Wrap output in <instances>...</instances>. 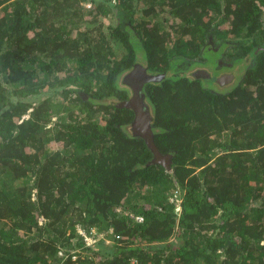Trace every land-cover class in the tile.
I'll use <instances>...</instances> for the list:
<instances>
[{
  "label": "trees",
  "instance_id": "16d2710c",
  "mask_svg": "<svg viewBox=\"0 0 264 264\" xmlns=\"http://www.w3.org/2000/svg\"><path fill=\"white\" fill-rule=\"evenodd\" d=\"M131 259L264 264V0H0V264Z\"/></svg>",
  "mask_w": 264,
  "mask_h": 264
},
{
  "label": "water",
  "instance_id": "95a60500",
  "mask_svg": "<svg viewBox=\"0 0 264 264\" xmlns=\"http://www.w3.org/2000/svg\"><path fill=\"white\" fill-rule=\"evenodd\" d=\"M135 68H137L138 71H142L144 73L142 78H140L139 82L137 81V79L128 78L131 75H134L135 73L138 72L136 71L135 73H133V70H135ZM194 75L207 76V73L196 71ZM163 76L165 75L164 74L149 75L145 72L144 67H142L140 64H135L132 71L131 72L129 71V73H127L123 79V82L128 84L129 87L131 88L132 94L129 97V99L120 103L119 106L129 107L132 110H134L135 116L130 125L133 135H139L145 140L147 146L153 153L152 162L160 163L167 171H169L170 155L168 153L167 154L161 153L154 143L153 133L150 126L151 115L147 104L143 100V94L141 93V87L145 82L156 81L162 78ZM223 78L230 80L231 75L229 74L223 75L220 78H217L216 80L219 82Z\"/></svg>",
  "mask_w": 264,
  "mask_h": 264
},
{
  "label": "rangeland",
  "instance_id": "374dc122",
  "mask_svg": "<svg viewBox=\"0 0 264 264\" xmlns=\"http://www.w3.org/2000/svg\"><path fill=\"white\" fill-rule=\"evenodd\" d=\"M121 51L122 50H120V51H118L117 53H116V55H118V56H120L122 53H121ZM236 68L235 67H233L232 69L231 68H229V67H223L222 69H218L216 72H214V69L213 68H209L208 67V65H200V64H193L192 65V67H190V68H188V69H186L185 70V74L186 75H189L190 76V72L192 73V70H195L194 71V73L196 72V71H201V72H207L209 75H220L221 73H223V74H226V75H228V74H232L231 72L233 71V70H235ZM172 74V71H168L167 72V75L169 76V75H171ZM123 77H124V74L123 75H121L120 76V78H119V81H123ZM203 77H206V76H204L203 75ZM220 77V76H219ZM229 80H225V79H221V81H219V87L220 86H225L226 85V83L228 82ZM213 84H216V82H215V80L213 81ZM213 87H214V89H216V86L215 85H212ZM220 89V88H219ZM58 97L60 98V99H62V97L63 96H61V95H58ZM148 98V96L146 95V99ZM59 102H61V100H59ZM66 103V102H65ZM148 106V105H147ZM178 192H179V190L177 189H175L174 190V194L175 195H177L178 194ZM79 228V227H78ZM80 229V228H79Z\"/></svg>",
  "mask_w": 264,
  "mask_h": 264
},
{
  "label": "flooded vegetation",
  "instance_id": "af4514ba",
  "mask_svg": "<svg viewBox=\"0 0 264 264\" xmlns=\"http://www.w3.org/2000/svg\"><path fill=\"white\" fill-rule=\"evenodd\" d=\"M133 69V68H132ZM132 69L130 70V72L132 71ZM136 71H138V69L137 68H135V70H133V73H135ZM127 73H129V71L127 72ZM127 73H125V75L124 76H126V74ZM207 73V72H206ZM167 74V73H166ZM144 75V73L142 72V71H138L137 73H135L134 75H131L130 77H128V78H132V79H137V81L139 82V80H140V78H142V76ZM213 75V74H212ZM223 75H226V74H223V73H221L220 75H216V78L214 79L215 80V82H217V83H219L216 79L217 78H220L221 76H223ZM229 75H231V74H229ZM197 76V75H196ZM220 76V77H219ZM207 78H210L211 77V75H209L208 73H207V76H206ZM223 79H225L226 80V78H223ZM144 83V82H143ZM142 83V84H143ZM146 83V82H145ZM143 86V85H142ZM142 88V87H141ZM131 94H132V91H131ZM134 111V110H133ZM135 113V112H134ZM134 116H135V114H134Z\"/></svg>",
  "mask_w": 264,
  "mask_h": 264
},
{
  "label": "built area",
  "instance_id": "2783aa9c",
  "mask_svg": "<svg viewBox=\"0 0 264 264\" xmlns=\"http://www.w3.org/2000/svg\"><path fill=\"white\" fill-rule=\"evenodd\" d=\"M136 219H137V220H141L140 217H136ZM82 234H83V233H82ZM84 239H85V241H86L87 243L92 242L91 237H89V236H87V235L84 237ZM128 264H141V263H139L136 259H131V260L129 261Z\"/></svg>",
  "mask_w": 264,
  "mask_h": 264
},
{
  "label": "clouds",
  "instance_id": "9594fccd",
  "mask_svg": "<svg viewBox=\"0 0 264 264\" xmlns=\"http://www.w3.org/2000/svg\"><path fill=\"white\" fill-rule=\"evenodd\" d=\"M85 5H87V3H86ZM136 64H137V63H136ZM134 65H135V64H134ZM134 65H133V67H134ZM133 67H132V68H133ZM132 68H131V69H132ZM131 69H130V70H131ZM144 69H145V68H144ZM130 70H129V71H130ZM127 72H128V71H127ZM127 72H126V73H127ZM145 72H146V70H145ZM146 73H147V74H149V75H151V74H150V73H148V72H146ZM124 75H125V74H124ZM154 75H156V74H154ZM123 79H124V77H123ZM147 82H149V81H147ZM124 83H125V82H124ZM125 84H126V83H125ZM127 85H128V84H127ZM130 131L132 132V129H131V127H130ZM132 134H133V132H132ZM78 230H79V232H81V233H82V231H80V229H79V228H78ZM83 232H84V231H83ZM84 233H85V232H84ZM87 236H88V235H87ZM128 263H129V262H128Z\"/></svg>",
  "mask_w": 264,
  "mask_h": 264
}]
</instances>
